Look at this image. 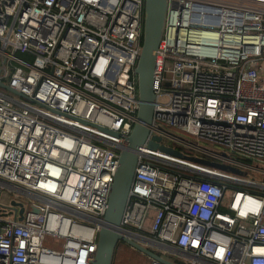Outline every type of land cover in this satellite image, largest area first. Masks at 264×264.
<instances>
[{"label": "built area", "instance_id": "built-area-1", "mask_svg": "<svg viewBox=\"0 0 264 264\" xmlns=\"http://www.w3.org/2000/svg\"><path fill=\"white\" fill-rule=\"evenodd\" d=\"M143 18L144 0H0V264L91 263ZM153 88L122 234L172 264H264V0H167Z\"/></svg>", "mask_w": 264, "mask_h": 264}, {"label": "water", "instance_id": "water-1", "mask_svg": "<svg viewBox=\"0 0 264 264\" xmlns=\"http://www.w3.org/2000/svg\"><path fill=\"white\" fill-rule=\"evenodd\" d=\"M167 0H144V18L142 33V52L138 57L135 73L137 75V121L119 151L118 164L113 177L102 223L97 233L96 249L90 264H112L113 254L118 242H123L152 260L163 264H172L156 255L149 247L122 234L121 218L127 202L128 192L134 177L137 161V149L146 142L154 113L155 93L153 88V68L155 53L161 40ZM9 90L7 86H4ZM100 130L117 136L115 132L99 127ZM160 136H152L147 141L151 149H159L175 156L182 154L173 148L160 144ZM206 166L222 169H235L223 164L189 157Z\"/></svg>", "mask_w": 264, "mask_h": 264}, {"label": "rangeland", "instance_id": "rangeland-1", "mask_svg": "<svg viewBox=\"0 0 264 264\" xmlns=\"http://www.w3.org/2000/svg\"><path fill=\"white\" fill-rule=\"evenodd\" d=\"M182 136L189 138L185 134H182ZM216 148L220 149L221 147L217 146ZM143 245L146 246L145 244ZM112 264H151V261L141 252L123 242H118L114 250Z\"/></svg>", "mask_w": 264, "mask_h": 264}, {"label": "trees", "instance_id": "trees-1", "mask_svg": "<svg viewBox=\"0 0 264 264\" xmlns=\"http://www.w3.org/2000/svg\"><path fill=\"white\" fill-rule=\"evenodd\" d=\"M141 43H142V41H141Z\"/></svg>", "mask_w": 264, "mask_h": 264}]
</instances>
